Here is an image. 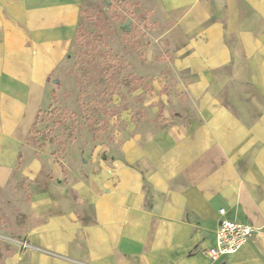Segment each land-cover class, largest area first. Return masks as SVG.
<instances>
[{"label":"crops","instance_id":"crops-1","mask_svg":"<svg viewBox=\"0 0 264 264\" xmlns=\"http://www.w3.org/2000/svg\"><path fill=\"white\" fill-rule=\"evenodd\" d=\"M145 1L162 105L75 180L28 139L85 0H0V200L19 178L30 195L0 264H264V0ZM220 208L258 229L213 261Z\"/></svg>","mask_w":264,"mask_h":264},{"label":"rangeland","instance_id":"rangeland-1","mask_svg":"<svg viewBox=\"0 0 264 264\" xmlns=\"http://www.w3.org/2000/svg\"><path fill=\"white\" fill-rule=\"evenodd\" d=\"M151 7L145 0H85L74 43L50 76L28 145L32 153L47 146L75 180L95 172L99 146L129 133L132 122L154 117L162 105L147 102L157 68L147 61L146 39L160 30ZM27 181L19 178L0 200L1 248H15L12 237L25 229Z\"/></svg>","mask_w":264,"mask_h":264},{"label":"built area","instance_id":"built-area-1","mask_svg":"<svg viewBox=\"0 0 264 264\" xmlns=\"http://www.w3.org/2000/svg\"><path fill=\"white\" fill-rule=\"evenodd\" d=\"M219 213L222 217L216 232V242L204 251L205 256L213 261L238 252L258 229L253 224L226 217L225 208H220Z\"/></svg>","mask_w":264,"mask_h":264},{"label":"trees","instance_id":"trees-1","mask_svg":"<svg viewBox=\"0 0 264 264\" xmlns=\"http://www.w3.org/2000/svg\"><path fill=\"white\" fill-rule=\"evenodd\" d=\"M55 91L53 90L52 91V96H53V98H55ZM40 113H41V111H40ZM38 118H39V115H38V117H37V120H38ZM37 122V121H36ZM33 129H34V127L30 130V132H29V136H31L32 135V133H33ZM52 143V142H51ZM20 158V157H19Z\"/></svg>","mask_w":264,"mask_h":264}]
</instances>
